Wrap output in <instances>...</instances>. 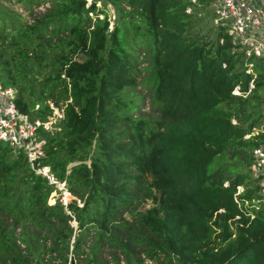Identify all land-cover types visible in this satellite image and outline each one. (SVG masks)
I'll return each instance as SVG.
<instances>
[{
	"label": "trees",
	"instance_id": "obj_1",
	"mask_svg": "<svg viewBox=\"0 0 264 264\" xmlns=\"http://www.w3.org/2000/svg\"><path fill=\"white\" fill-rule=\"evenodd\" d=\"M108 1L118 10L111 30L96 1L53 0L11 33L12 62L0 36L4 85L22 82V61L59 48L45 100H35L45 111L48 100L64 105L61 130L38 161L55 182L0 143V264H53L46 252L68 264L70 251L96 263L104 241L125 264L140 253L175 264H264V203L247 172L262 138L264 60L249 59L247 71L225 28L202 30L211 0ZM139 51L150 118L133 115ZM16 103L24 112L35 104L19 92ZM57 182L74 197L66 205L48 204ZM146 198L151 205L138 210Z\"/></svg>",
	"mask_w": 264,
	"mask_h": 264
},
{
	"label": "built area",
	"instance_id": "obj_2",
	"mask_svg": "<svg viewBox=\"0 0 264 264\" xmlns=\"http://www.w3.org/2000/svg\"><path fill=\"white\" fill-rule=\"evenodd\" d=\"M209 7L215 26L227 30L231 53L241 55L247 61L264 60V0H211ZM246 65L251 71L253 64ZM251 88L253 84L249 90ZM17 96L15 86L0 82V143L13 153H21L36 175L45 177L51 183L55 182L49 167L38 165V161L45 157L48 138L61 130L63 108L50 101L47 102L50 110L46 114H34L33 107L29 112H24L17 106ZM259 111L260 125L255 134L262 135V138L252 150L247 172L264 203V98Z\"/></svg>",
	"mask_w": 264,
	"mask_h": 264
},
{
	"label": "rangeland",
	"instance_id": "obj_3",
	"mask_svg": "<svg viewBox=\"0 0 264 264\" xmlns=\"http://www.w3.org/2000/svg\"><path fill=\"white\" fill-rule=\"evenodd\" d=\"M87 5L95 2V6L98 10L103 9L107 17L109 19V29L111 30L113 27V22L118 19V10L117 8L110 3L108 0H85ZM53 0H0V36L5 35L7 40H4V50L6 53V59L10 60L12 62V55L15 52L19 53V48L16 45L13 46V48H10L7 50V46H9V40L11 38H14L15 35H12L11 33L13 31H17L20 28H23L26 25H32L36 19H39L43 17L47 12L50 10ZM210 9V7H209ZM103 16H99V18H102ZM207 26H204V22L202 23V30L208 31L211 36H215L217 27L212 21V18L206 20ZM6 27L5 32H1V28ZM208 27V28H207ZM1 38V37H0ZM46 50V54H44L40 60H37L36 58H33L28 62L22 61V64H27L28 68L25 72H21L20 76L22 77V82L20 79L15 80L14 86L17 88L19 95L23 97V99H27L28 103H32L34 101V114H40L41 112L46 114L47 111L43 110L39 104V101H36L35 99L40 96L41 101L45 100L47 92L42 89L43 83L48 78L50 73L52 74L54 72V61L57 59V54L59 52V48H50ZM139 59L142 61L139 63L138 68H140V75L137 77V86L134 88L135 93L139 96V105L135 109L133 115L134 116H145V117H153L155 116V113L152 109L150 99L148 97V89L144 85V78L147 74V66L148 62L144 59V52L139 51ZM19 61V60H18ZM245 66L248 61L244 59ZM249 68V66H247ZM247 71H250V68L247 69ZM3 77L2 74H0V79ZM4 84L3 79L0 80ZM31 91H34V96L30 98L29 93ZM234 92L237 93L238 90L235 88ZM260 94H262V97H264V92L258 91ZM48 102H50L48 100ZM36 105H38V109L36 110ZM60 107H64V105H61ZM258 120H260V117H258ZM74 197L70 195V193L67 191V189L64 187L63 183L56 184V189L52 191L48 197V204H54L56 201L60 200L62 203L70 202ZM256 205L258 206V200H255ZM263 203V202H261ZM151 205V202L149 199H145V202L142 203V205L138 208V210H144L145 208H148ZM125 216H130L125 213ZM74 228H76V223L71 221L70 223ZM21 229L18 227L15 229V234L18 235L20 233ZM32 232V231H31ZM72 242V241H71ZM91 244V240H88L87 245ZM46 245L49 246L50 242L47 241ZM23 247V246H22ZM47 250V249H46ZM44 257L47 259L51 258V262L53 264H58L59 260L56 258V253L53 252L52 254H48L47 252L43 254ZM54 257V258H53ZM70 260L71 258L74 259V264H84V262H87L86 258H90L91 254L83 255L78 258L72 257V253L70 251L69 254ZM140 262L138 264H175L170 263L163 259V257H160L158 260H153L148 257H146L143 253L139 254ZM85 259V260H84ZM70 260L68 264H70ZM96 263H89V264H125V257L124 254L120 253V250H117L116 248L112 247L108 242H105L100 247V251L98 252L97 256L95 257ZM164 260L165 263L162 262Z\"/></svg>",
	"mask_w": 264,
	"mask_h": 264
},
{
	"label": "water",
	"instance_id": "obj_4",
	"mask_svg": "<svg viewBox=\"0 0 264 264\" xmlns=\"http://www.w3.org/2000/svg\"><path fill=\"white\" fill-rule=\"evenodd\" d=\"M73 262H74V259L71 258V260H70V264H74Z\"/></svg>",
	"mask_w": 264,
	"mask_h": 264
},
{
	"label": "clouds",
	"instance_id": "obj_5",
	"mask_svg": "<svg viewBox=\"0 0 264 264\" xmlns=\"http://www.w3.org/2000/svg\"><path fill=\"white\" fill-rule=\"evenodd\" d=\"M31 109V108H30Z\"/></svg>",
	"mask_w": 264,
	"mask_h": 264
}]
</instances>
